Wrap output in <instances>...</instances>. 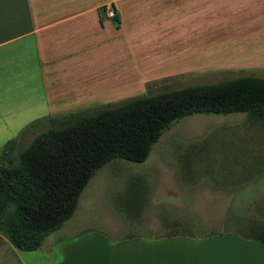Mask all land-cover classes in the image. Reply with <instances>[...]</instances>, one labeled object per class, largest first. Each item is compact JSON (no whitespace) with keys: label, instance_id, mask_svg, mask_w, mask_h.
<instances>
[{"label":"crops","instance_id":"1","mask_svg":"<svg viewBox=\"0 0 264 264\" xmlns=\"http://www.w3.org/2000/svg\"><path fill=\"white\" fill-rule=\"evenodd\" d=\"M106 9L115 10L113 19ZM211 22V0H0V136L181 74L172 66L180 41L196 40L188 52L210 49ZM260 48L257 33L249 55ZM204 65L187 71L264 68ZM63 225L33 252L5 240L20 264H264V245L236 227L195 234L172 223L112 237Z\"/></svg>","mask_w":264,"mask_h":264},{"label":"rangeland","instance_id":"2","mask_svg":"<svg viewBox=\"0 0 264 264\" xmlns=\"http://www.w3.org/2000/svg\"><path fill=\"white\" fill-rule=\"evenodd\" d=\"M211 20L210 49L188 52L196 40L180 41L178 64L172 66L181 74L150 82L142 90L133 87L130 96L113 103L239 75L264 76V68L187 71L208 61L213 68L264 62V48L249 55L257 33L264 47V0H211ZM43 129L24 135L20 149ZM21 131L0 136V149ZM172 223L193 227L195 234L222 227L247 232L250 224L264 227V121L245 113H194L173 122L157 137L144 163L115 158L94 172L63 226L69 232L92 229L121 237ZM8 242L0 235V264H20Z\"/></svg>","mask_w":264,"mask_h":264},{"label":"trees","instance_id":"3","mask_svg":"<svg viewBox=\"0 0 264 264\" xmlns=\"http://www.w3.org/2000/svg\"><path fill=\"white\" fill-rule=\"evenodd\" d=\"M194 113L264 121V76L163 89L26 125L0 149V235L18 250L36 251L73 216L94 172L115 158L144 163L157 137ZM42 127L21 150L24 135ZM247 229L246 238L264 245V227Z\"/></svg>","mask_w":264,"mask_h":264},{"label":"built area","instance_id":"4","mask_svg":"<svg viewBox=\"0 0 264 264\" xmlns=\"http://www.w3.org/2000/svg\"><path fill=\"white\" fill-rule=\"evenodd\" d=\"M103 10V9H102ZM105 12H106V16L108 17V18H110V19H113L114 17H115V15H116V13H115V10L114 9H106V10H104Z\"/></svg>","mask_w":264,"mask_h":264}]
</instances>
